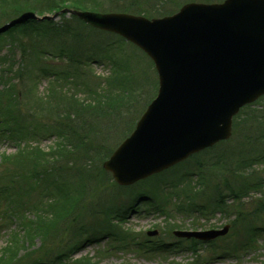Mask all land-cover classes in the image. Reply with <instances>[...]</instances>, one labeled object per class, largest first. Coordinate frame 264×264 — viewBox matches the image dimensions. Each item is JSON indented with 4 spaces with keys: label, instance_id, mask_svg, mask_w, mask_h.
<instances>
[{
    "label": "rangeland",
    "instance_id": "1",
    "mask_svg": "<svg viewBox=\"0 0 264 264\" xmlns=\"http://www.w3.org/2000/svg\"><path fill=\"white\" fill-rule=\"evenodd\" d=\"M14 1L7 0L4 4L0 2V15H3L0 25L8 22L16 13L17 6H12ZM222 1L95 2L98 3L96 7L103 11L158 17L161 16L159 13H174L188 2ZM100 2H103V6H98ZM36 3L39 5L37 8H41L40 11L35 10L37 15L53 13L40 14L42 9L51 4L50 0ZM53 21L52 24L37 21L36 28L25 33H17L12 38L8 35L0 37V90H5L1 92L5 94L0 96V108L8 104L11 94L14 102L10 105L12 108L14 106V112H21L22 115L33 114L35 118L30 119L32 122H49L52 126L60 125L63 129L61 122L62 119L66 121L65 116L58 117L57 114L66 117L72 115L69 123L75 124L77 129L73 141L87 143L88 147L86 145L73 153V147L68 144L71 139H66L68 146L64 149L69 151L59 155L57 161H53L56 159L54 157L46 163L47 167H43L47 178L45 184L38 186L34 176L23 181L24 186L31 184L36 192L52 191L55 187L65 186L64 190L73 192L70 199L76 206L73 208L68 201L62 204L67 209L71 206L72 212L65 210L60 221L48 233L31 239L29 246L25 245L28 249L21 250V256L13 264H23L24 259L27 262L37 257L44 258V261H53L55 264H264V207L260 206L258 200L264 198V188L262 192L250 193L242 201L229 196L232 195V189L234 192H240L256 187L261 181L264 182V95L244 106L237 117L234 115L236 118L234 117L232 122V134L227 140L192 154L164 172L130 186H121L102 165L133 131L138 119L157 95L159 82L154 62L123 37L95 30L79 19L72 18L70 14H62ZM59 24L69 27L63 25L65 31L59 34ZM19 37L24 38L27 48L17 51L11 45ZM12 52L17 54L16 57L2 60L3 55L12 56ZM53 72L65 75L59 80L57 77L50 79ZM3 81L11 82L12 87H5ZM77 100L78 103H85L87 107L79 106ZM39 115L45 116L46 119H40ZM6 127L4 124L3 128ZM44 135L41 138V147L53 149L56 146L55 141L58 140L57 134L49 131L48 134L44 132ZM14 142L15 140L7 137L6 131L0 127V153L15 152ZM257 158L259 160L255 161ZM1 160L0 157V162ZM27 169L29 170V167L25 170ZM191 173L194 175L190 176ZM56 176L58 181L55 180ZM186 176L190 178V182L199 181V184L195 185L198 186L199 192L192 194L193 184L188 185L182 200L185 201V198L187 201L186 193H191L189 198L194 197L195 202L208 205L203 211L204 214L192 213L193 207L191 210L180 209L179 205H174L175 198H171V205L165 206L170 216L155 211V206L146 201L147 198L145 201L138 200L139 193L143 192L156 196L157 199L153 197L156 202L165 203V198L169 199L174 195L168 189L176 191L178 184H181ZM36 182L39 184V180ZM52 182L58 185L55 186ZM25 187L28 190V187ZM47 193L48 197H52V194ZM166 193L170 194L167 196ZM220 193L225 196L224 207L228 211L215 213L210 206L218 202ZM25 198L30 197L25 195L23 200ZM135 200H138L136 204ZM178 200L181 201L180 198ZM18 201L22 203V217L15 215L14 210L9 213L7 207L0 204V251L13 232L22 231L20 222H29L24 218L25 212L30 220L34 218L28 211L33 204L29 205L20 198ZM241 203L243 206L238 205ZM132 204H135L133 211L131 209L127 214H123V210L126 211ZM65 213L70 215L62 219ZM242 213L244 217L238 220ZM118 214H122V217H117ZM108 223L121 234L131 230L130 237L133 241L137 238L144 240L141 249L138 250L132 245L127 249L111 248L109 244L112 239L108 241L103 237ZM227 224L230 229L226 235L209 243H200L195 253L184 251L189 243L173 234L175 229H219ZM256 226L263 230L258 231L255 236L253 229ZM86 228L94 233L102 231V234H97L98 240L89 239L84 236L88 232ZM154 229L158 230V234L148 236L147 232ZM252 237V246H243V243ZM162 240L172 243L171 247L165 248L168 250L166 252L159 248ZM61 254H65L64 263L59 260Z\"/></svg>",
    "mask_w": 264,
    "mask_h": 264
},
{
    "label": "water",
    "instance_id": "2",
    "mask_svg": "<svg viewBox=\"0 0 264 264\" xmlns=\"http://www.w3.org/2000/svg\"><path fill=\"white\" fill-rule=\"evenodd\" d=\"M61 12L122 35L156 64L158 96L134 132L103 163L120 185L133 184L229 138L240 107L264 94V0L188 3L172 16L152 19L70 8L41 19ZM35 18L40 19L25 12L0 31ZM228 230L227 225L175 234L211 240Z\"/></svg>",
    "mask_w": 264,
    "mask_h": 264
},
{
    "label": "trees",
    "instance_id": "3",
    "mask_svg": "<svg viewBox=\"0 0 264 264\" xmlns=\"http://www.w3.org/2000/svg\"><path fill=\"white\" fill-rule=\"evenodd\" d=\"M36 1L42 2L46 0H18V1L15 0L12 6H17L16 7L17 10H16V13H14V15L11 17V19L26 10L40 11L41 8H37V6L39 7V5L38 3H36ZM95 1L94 0L92 1L69 0L68 2H66L65 0H50L51 4L47 5L46 9H42L43 12L40 14H43L45 12H54V11L61 9L64 6H69V5L74 8H79V9H91V10L102 11L99 9V7H96V4L98 3ZM0 2L4 4V2H7V0H0ZM98 6H103V2H100ZM165 14L167 13H159V15H165ZM1 16L3 15H0V18ZM72 18L77 19V17L75 16H72ZM44 22L52 24L54 21H44ZM37 25H38V22L34 20L15 24L8 31H6L3 34H0V37H3L4 35H8L9 38H12L17 33H25L28 30L36 28ZM63 25L64 24L58 25L60 27V30L57 31L59 34H62L63 30L65 31V28H63L64 26L69 27L68 25H64V26ZM11 47H13L17 51L18 49L24 50L27 48L23 37H19L18 39H16V41L14 40ZM9 51L11 52L12 49L10 48ZM12 54H13L12 56L3 55L2 60H5L7 57L13 58V57H16L17 55V54H14L13 52ZM62 54L65 55L64 51H62ZM40 71L42 73L41 68H40ZM43 71L47 72L48 70L43 69ZM58 74L56 72H53L50 77H57L58 79H60L61 77H64L65 75V74H60V75ZM3 83H5L4 85L8 89L12 87L11 82L3 81ZM0 84L2 85L1 79H0ZM53 88L54 90L56 89V87H53ZM1 92H5V90H0V96L5 94ZM9 95L10 96L8 97V100H9L8 104L0 108V113H1L0 126L1 124L3 126L4 124L7 126L6 129L3 128V130L6 131L9 137L15 140L17 149L13 153H5V152L0 153V157L2 159L0 162V169H1L0 170V204H4L7 207V211L9 213L11 212V210H14L15 215H17L18 217L20 216L22 217L23 214L20 212V206L22 205V203L18 201V199L20 198L22 201L26 203L28 202L27 204L29 205L33 204L31 205L30 209H28V211L34 218L30 220V218L26 216L28 213L25 212L24 218L26 220H29V222L28 221L20 222V225H22V227L20 228L22 231L20 232H23V234L20 232L16 233V231L13 232V234L9 237L8 241L6 242V245L2 247V251H0V264L15 263L19 259L18 257L21 256L20 254L22 252L21 250L28 249V247H26L25 245L29 246L30 244L29 241L31 239L44 236V234L48 233V231L52 229L53 226L56 225L60 221V217L64 214L65 210L66 211L70 210V213H71L73 210L72 207L74 208L76 206V203H74V201L70 199L72 198L73 192L70 190H64L65 186L63 187L59 186L58 188L55 187L54 190L47 191L50 194H52V197H48V193L46 191L42 192L41 190H39L38 192H36L34 188L30 186L31 184L25 185L28 187V190H27V188L24 186L25 182L23 181L30 177L33 178L34 176L35 183L38 186L41 183L45 184L47 178H45L43 167L44 168L47 167L46 163L50 162V160H52L54 157H56V159L53 161H57L59 158L58 157L59 155L66 154L69 151V149H67L66 151V148L64 149V147L68 146L69 144V147H73L72 149V151H74L73 153H76L77 149L84 148L86 145L88 147L87 143L82 144L81 142L78 143V142L73 141L74 140L73 137L77 133V129L75 128V124H72L73 125L72 126L69 123L72 115H69V116L67 115L66 117V115L57 114L58 117L65 116L66 121L62 119V122H61L63 129L60 128V125L52 126V124L49 122H32L30 119L33 120L35 118L33 114H23L22 115L21 112L19 113L14 112L13 110L14 106L12 108V105H10L12 102H14L12 100L13 96L11 94ZM77 103H78V100H77ZM84 104L85 103L83 102L78 103L79 106L87 107ZM5 107L8 108L7 109L8 111L5 110ZM19 114L22 115V117H20ZM39 117L40 119L41 118L46 119V117L43 115H39ZM3 120L5 122L4 124H3ZM49 131L54 134H57L58 140L55 141L56 146H54L53 149L46 151V149L41 147V138L45 136L44 132L48 134ZM60 138L62 140H60ZM68 138L71 139L70 140L71 142L67 144L66 139ZM257 160L259 159L258 158L255 159V161ZM28 167H29V170L28 169L25 170ZM18 168H21V169H18ZM190 176H193V174H190ZM21 177H22V181H21ZM37 180H39V184L36 182ZM55 180L58 181V176H56ZM51 184H55V186L58 185L55 182H52ZM196 184L198 185L199 181L197 183L190 182V178L186 176L185 180L182 181L181 184H178L177 190L176 191L172 190L173 193L171 191V188L170 189L166 188L170 191L171 194H174V195L170 196L169 199L168 197L165 198V203H160L159 201H157L156 206L162 209L161 210L162 212H167V210L165 209V206H167L168 204L170 205L172 204L171 198L176 197L177 199L180 198V200H182L183 193L184 191H186V188L188 185L189 186L192 185L191 187L193 190L192 194L199 192L198 186L195 187ZM263 184L264 182L261 181L256 187L254 188L250 187L247 190L240 191V192L239 191L234 192V190L232 189L230 191L232 195L229 194V196H232L236 200L242 201V199L245 198L253 189L261 190V187L263 186ZM166 194L167 196L169 195L168 193ZM192 194L186 193V198L188 200L186 201V199L184 198L185 201L182 200L180 202L182 207L188 206V208H191L195 206L194 197L189 198V196H191ZM25 195L27 197L29 196L30 198L29 199L25 198L23 200V197ZM141 196L142 195H139L138 200H141L142 198ZM152 196L156 198V196L154 195ZM226 198H229V197H226ZM138 200H135V203H137ZM67 201L68 203L69 202L71 203L70 204L72 206V207L70 206L71 208L69 207L67 209L64 205H62V204H65ZM217 201L218 202L216 203L217 204L216 209H221L223 211L225 210L227 212L228 210H226V208L224 207L225 196L222 195V193L219 194ZM259 202H260V206L264 207V198L259 199ZM174 205L177 206L178 203L175 201ZM238 205L243 206V203L238 204ZM133 208H134V204L129 206V208H127L126 211L123 210L124 211L123 214H127L128 211ZM18 212H20V215H18ZM70 213L68 215H66L65 213L62 219H66L70 215ZM242 214H240L239 217L244 216V213ZM117 217H122V214H118ZM109 222L111 221L109 220ZM107 225H108L107 232H109L110 236H112V242L118 243V249H127V247H129L133 243V238L130 237L131 230L128 229L126 233L121 234L120 232H116V230L113 228V225H110L109 223ZM86 231H90V230L86 228ZM96 234L97 233L87 232L84 234V236L87 238L89 237V239H92L93 236H95ZM190 245L192 248L197 249L198 242L196 240H192ZM59 256H60L59 260L64 263L65 260L63 259V257H65V254H61ZM25 260L26 259H24L23 264H41V263L55 264L53 261H44V258L39 259L38 257L35 260L32 259L31 261H27V262Z\"/></svg>",
    "mask_w": 264,
    "mask_h": 264
}]
</instances>
